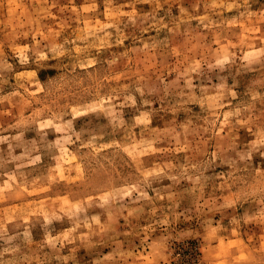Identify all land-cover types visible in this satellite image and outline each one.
Listing matches in <instances>:
<instances>
[{
	"label": "rangeland",
	"instance_id": "rangeland-1",
	"mask_svg": "<svg viewBox=\"0 0 264 264\" xmlns=\"http://www.w3.org/2000/svg\"><path fill=\"white\" fill-rule=\"evenodd\" d=\"M0 264H264V0H0Z\"/></svg>",
	"mask_w": 264,
	"mask_h": 264
},
{
	"label": "trees",
	"instance_id": "trees-1",
	"mask_svg": "<svg viewBox=\"0 0 264 264\" xmlns=\"http://www.w3.org/2000/svg\"><path fill=\"white\" fill-rule=\"evenodd\" d=\"M199 254V253H198Z\"/></svg>",
	"mask_w": 264,
	"mask_h": 264
}]
</instances>
